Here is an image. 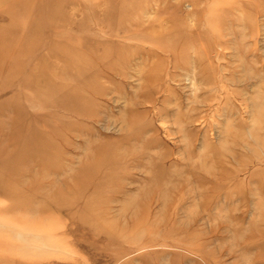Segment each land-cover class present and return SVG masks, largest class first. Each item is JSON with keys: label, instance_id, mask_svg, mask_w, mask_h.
<instances>
[{"label": "rangeland", "instance_id": "obj_1", "mask_svg": "<svg viewBox=\"0 0 264 264\" xmlns=\"http://www.w3.org/2000/svg\"><path fill=\"white\" fill-rule=\"evenodd\" d=\"M0 264H264V0H0Z\"/></svg>", "mask_w": 264, "mask_h": 264}]
</instances>
